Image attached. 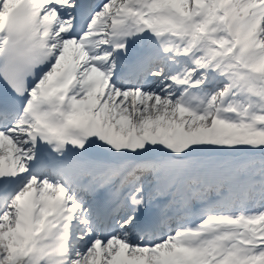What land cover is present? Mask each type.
I'll return each mask as SVG.
<instances>
[{
    "label": "snow or ice",
    "instance_id": "snow-or-ice-1",
    "mask_svg": "<svg viewBox=\"0 0 264 264\" xmlns=\"http://www.w3.org/2000/svg\"><path fill=\"white\" fill-rule=\"evenodd\" d=\"M0 264H264V0H0Z\"/></svg>",
    "mask_w": 264,
    "mask_h": 264
}]
</instances>
